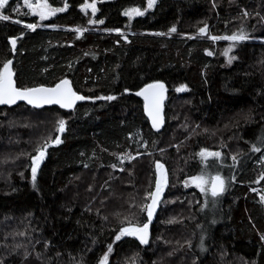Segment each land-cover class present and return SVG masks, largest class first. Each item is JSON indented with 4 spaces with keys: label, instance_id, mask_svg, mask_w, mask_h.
Masks as SVG:
<instances>
[{
    "label": "trees",
    "instance_id": "obj_1",
    "mask_svg": "<svg viewBox=\"0 0 264 264\" xmlns=\"http://www.w3.org/2000/svg\"><path fill=\"white\" fill-rule=\"evenodd\" d=\"M92 3L95 14L84 8ZM48 4L67 7L45 20L23 0L0 9L10 17L0 20V70L12 57L18 87L68 78L90 99L67 110L0 106V264H100L105 254L107 264H264V203L255 190L264 186V0ZM238 32L247 39L214 46L210 38ZM151 82L166 93L160 129L136 95ZM46 145L33 183L30 158ZM202 150L220 153L207 159L224 176L216 197L180 183L206 166ZM127 154L135 156L122 164ZM157 163L170 200L163 195L148 243L116 240L121 228L147 222L141 206Z\"/></svg>",
    "mask_w": 264,
    "mask_h": 264
},
{
    "label": "snow or ice",
    "instance_id": "obj_2",
    "mask_svg": "<svg viewBox=\"0 0 264 264\" xmlns=\"http://www.w3.org/2000/svg\"><path fill=\"white\" fill-rule=\"evenodd\" d=\"M9 0H0V9H4L6 5H8ZM26 5L29 9L32 10L33 14H36L39 16L40 20L47 19L50 15H54L56 12L64 11L67 5H65V8H52L48 4V0H36V3L33 4L31 0H25ZM155 3V0H148V5L151 7ZM84 8H91L93 11V14H95L96 7L95 3L92 4H85ZM18 11V10H17ZM132 12H135L136 15H143L144 13L141 12L139 9H133ZM130 12H126L125 15H130ZM247 15V13H245ZM10 17L8 15H4L0 13V20H9ZM19 22V21H17ZM90 23H95V21H90ZM99 23H103V21H99ZM38 25L36 24H27L26 27L35 30V28ZM79 31V30H77ZM170 31L175 32L176 29L173 27L170 29ZM200 32L203 34L206 32V27L201 28ZM213 40L217 39H228L232 41H242L247 39V36L243 33L240 35H232L228 37H210ZM16 40H12L13 46H15ZM227 51L225 52V55H227ZM211 55V53H209ZM231 59H235V57L230 58L229 63L231 62ZM11 61H7L3 64L2 70H0V105L3 104H15L18 100L26 101L28 104L33 105L34 107H40L42 105H50V104H58L62 108H72L74 107L75 103L77 101H83L87 98L83 95L77 94L71 86V82L67 79L61 80L59 83H57L54 87L48 88V87H34V88H17L15 85V81L13 80V72L10 68ZM149 90H160L159 93L153 92L151 93V102L149 105H146L148 108L149 116L152 118L153 127H159L160 123L162 122L160 118V101L162 100V92L164 90V85L162 83H155L150 84L142 90L141 92H138L137 95H143L145 100L148 101L150 99L149 96ZM178 91L185 90L184 87L181 89H177ZM115 97H98V99H114ZM58 132L62 133L65 130V121L60 120L58 121ZM62 141L60 140V137L57 136L52 143L53 144H59ZM46 148L47 145L43 148L37 149V155L32 157V180L33 183H35L36 180V173L37 169L39 167L40 162L43 160L45 154H46ZM259 151V149H256ZM199 155L202 158H207L209 156L218 157L220 156V153L218 152H209L207 150H202ZM158 170L163 169V165L157 163L156 165ZM261 179H264V176L261 177ZM191 182L194 183L197 187L201 189V191H206V189L203 187L207 181H205L203 176H196L191 178ZM186 182V186H187ZM167 186V177L166 175L161 171L160 176L158 177L156 181L155 191L150 192L148 194V199H150V203L144 204L141 206V210L146 212L147 214V222L143 223L142 225H131L129 227H124L119 230V233L116 235V240H120L122 236H135L139 239L140 243L147 244L148 243V237H149V225L152 222L153 215L156 211L157 206L161 202V197L164 191V188ZM224 191V180L220 176H216L212 178L211 186H210V192L213 197L218 196L220 193ZM264 199V198H262ZM173 221H169V223H172ZM264 239V236L261 237ZM112 246H108V252L111 253ZM108 261V255L105 254L102 260L100 261V264H107Z\"/></svg>",
    "mask_w": 264,
    "mask_h": 264
},
{
    "label": "water",
    "instance_id": "obj_3",
    "mask_svg": "<svg viewBox=\"0 0 264 264\" xmlns=\"http://www.w3.org/2000/svg\"><path fill=\"white\" fill-rule=\"evenodd\" d=\"M12 40H13V38L8 39V42H9V44H10V47H11V50H12V54L14 55L15 52H14V46H13V44H12ZM7 61H11L10 68H11V70H12V72H13V80L15 81V75H14V71H13V67H12V64H13V58L11 57V58H10L9 60H7ZM7 61H6V62H7ZM6 62H5V63H6ZM2 68H3V66H2ZM2 68H1V70H2ZM64 79L69 80L68 78H62V79L58 80L55 84H53V85H51V86H47V85H37V86H32V87H27V88H34V87H48V88H51V87H54L57 83H59L61 80H64ZM69 81H70V80H69ZM155 83H162V82H151V83H147V84L143 85L139 90L136 91V95H137L138 92H141L142 90H144L145 88H147L148 85H150V84H155ZM162 84H163V83H162ZM15 85H16L17 88H22V87H18V86H17L16 81H15ZM71 86H72V84H71ZM72 88H73V87H72ZM73 90H74V89H73ZM74 91H75V90H74ZM75 92H76V91H75ZM153 92L159 93L160 90H149V96H150V99H149L148 101L145 100V98H144L143 95H137V96H139L140 99H141V101H142L143 115H144V117L146 118V120L148 121L150 127H151L152 129H160V128L163 126V124H164V120H165V118H164V104H165V100H166V93H165V91L163 90V92H162V100L160 101V118H161L162 122L160 123L159 127L157 128V127H153L152 118L149 116L148 108L146 107V105H149L150 102H151V93H153ZM77 94L82 95L81 93H78V92H77ZM83 101H84V100H83ZM79 102H82V101H77V102L75 103V105H76L77 103H79ZM18 103H24V104H26V105H28V106H30V107H32V108H38V109H39V108H42V107H45V106H52V105H54V106H58L59 108H62V107H60V105H58V104H50V105L46 104V105H42V106H40V107H34L33 105H30V104H28L26 101H23V100H18L15 104H11V105L3 104V105H0V106H13V105H16V104H18ZM75 105H74V106H75ZM72 108H73V107H72ZM62 109H66V110H67V109H71V108H62ZM59 134H61V133L59 132ZM58 136H59V135H58ZM55 138H56V137H55ZM51 145H52V146H56V145H58V144H53V143L51 142ZM47 151H48V149L46 148V154H45L43 160L40 162L39 167L41 166V164H42L43 161L45 160V158H46V156H47ZM37 154H38V153H37V151H36V152L31 156V158L34 157V156H36ZM31 158H30V161H31V168H32V159H31ZM163 166H164V165H163ZM39 167H38V169H37V172H38V170H39ZM161 171L166 175V169H165V166L163 167L162 170H158V169L155 170L154 186H153L152 192L155 191L156 181H157L158 177L160 176ZM166 177H167V176H166ZM215 177H216V176H215ZM211 182H212V179H211L210 184H209V191H210ZM167 183H168V182H167ZM166 187H167V186H166ZM166 187L164 188V191H165ZM164 191H163V194H164ZM163 194H162V196H163ZM220 194H221V193H220ZM161 200H162V197H161ZM150 202H151V201H150V199H149L148 203H150ZM159 204H160V203H159ZM158 208H159V205L157 206L156 211H155V213H154V215H153L152 222H153V220H154V218H155V215H156V213H157ZM146 218H147V214H146Z\"/></svg>",
    "mask_w": 264,
    "mask_h": 264
},
{
    "label": "rangeland",
    "instance_id": "obj_4",
    "mask_svg": "<svg viewBox=\"0 0 264 264\" xmlns=\"http://www.w3.org/2000/svg\"><path fill=\"white\" fill-rule=\"evenodd\" d=\"M31 2L33 3V4H35L36 3V0H31ZM23 4L28 8V6L26 5V3H25V0H23ZM149 6V5H148ZM28 10H29V12L30 13H33L32 12V10L31 9H29L28 8ZM241 33H237V34H234V35H240ZM232 36V35H231ZM210 37H212V36H210ZM218 40V39H217ZM217 40H213L212 39V41H213V43H214V46L216 45V41ZM227 41H228V39H227ZM230 45L229 46H227L226 48H225V50H224V54H225V52L227 51V53H228V51H229V49H230ZM226 56V58H228V57H230V56H228V54L227 55H225ZM14 119V118H13ZM9 120H11V119H9ZM37 121H38V119H36ZM29 121L31 122V127L34 129L35 128V123H34V119H29ZM31 129V128H30ZM207 151H209V152H216V151H213V150H207ZM135 155L133 154V155H121V156H119L118 158L120 159V162L123 164V162H124V160H127V161H129L130 159H132L133 157H134ZM219 157V156H218ZM218 157H214V156H209V157H207V158H204L205 160H209V159H217ZM208 160H207V163L205 164L206 166L203 168V169H201V171H200V173L199 174H197V175H195V176H190V177H187V178H184V179H181V186H183V187H185V188H196V189H198V190H200L201 191V189L199 188V187H197L194 183H192L191 182V178L192 177H196V176H203L204 177V179H205V181H207V183L203 186L205 189H206V191H203V194H205V193H208L209 194V184H210V181H211V179L213 178V177H215V176H220L222 179H224V176L222 175V173L220 172V170H218V167H217V164L219 163V162H208ZM30 167H31V161H30ZM155 177V170H154V174H153V178ZM186 182H188L187 183V186H186ZM169 185V181H168V183H167V186ZM152 188H153V186H152ZM152 188H151V190L149 191V193L150 192H152ZM255 190L257 191V193H258V196H259V199H260V201H262L263 203H264V199H262V198H264V186H257V187H255ZM167 187H166V189H165V191H164V193L165 194H163L164 195V202L165 201H169L170 200V195H167ZM148 193V194H149ZM163 197V196H162ZM209 197V196H208ZM148 201H149V199L147 198V202H146V204L148 203ZM209 207V203H208V199H206L205 200V209H207ZM145 215H146V212H145ZM142 225V224H141ZM127 227H129V226H127ZM135 237V236H134ZM137 238V237H136ZM138 239V238H137ZM139 240V239H138Z\"/></svg>",
    "mask_w": 264,
    "mask_h": 264
}]
</instances>
